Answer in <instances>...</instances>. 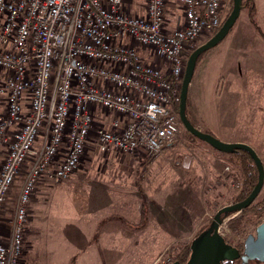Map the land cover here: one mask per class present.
Instances as JSON below:
<instances>
[{
  "label": "built area",
  "instance_id": "1",
  "mask_svg": "<svg viewBox=\"0 0 264 264\" xmlns=\"http://www.w3.org/2000/svg\"><path fill=\"white\" fill-rule=\"evenodd\" d=\"M221 12L222 0H145L138 14L126 0H0V264H23L32 196L87 145L144 156L174 142L185 55Z\"/></svg>",
  "mask_w": 264,
  "mask_h": 264
},
{
  "label": "rangeland",
  "instance_id": "2",
  "mask_svg": "<svg viewBox=\"0 0 264 264\" xmlns=\"http://www.w3.org/2000/svg\"><path fill=\"white\" fill-rule=\"evenodd\" d=\"M126 2L131 14H138L145 0ZM231 9L232 0H222L221 21ZM177 12L169 7L168 15ZM260 33L264 35V0H242L232 30L197 61L185 114L195 128L221 142L250 143L264 169V37ZM212 36L205 32L193 46ZM243 168L239 157L214 150L181 124L174 142L155 155L101 154L87 145L74 173L56 185H38L32 196L23 264L173 263L172 245L190 244L219 209L240 202L236 198L243 187ZM17 192L15 184L10 202ZM262 199L264 181L254 202ZM7 211L12 214L11 203ZM241 215L236 212L221 220V234L234 247L255 235L264 222V213L244 217L233 231L230 222ZM88 242L96 246L95 260L79 259L91 251Z\"/></svg>",
  "mask_w": 264,
  "mask_h": 264
},
{
  "label": "water",
  "instance_id": "3",
  "mask_svg": "<svg viewBox=\"0 0 264 264\" xmlns=\"http://www.w3.org/2000/svg\"><path fill=\"white\" fill-rule=\"evenodd\" d=\"M241 9L242 0H232L231 12L226 17L217 32L204 44L198 46L190 53L184 68V74L179 93L177 115L180 124L189 134L208 144L214 150L229 154L239 151L246 152L256 166L258 173L257 182L245 199L240 202L222 207L216 212L209 227L200 232L191 241L189 246L190 254L184 264H221L223 261L232 260L239 257L238 250L228 245L218 234V226L220 225L222 218L226 217L228 214L240 212L249 207L259 194L264 181L263 165L251 147L243 143L221 142L213 135L202 132L195 128L189 122L185 114L188 86L190 84L198 57L202 53L217 46L227 36L239 17ZM187 165L188 158H186L183 162L184 167H187ZM243 259L264 262V222L256 227L255 235H248L244 240L242 249V260ZM171 264L179 263L173 262Z\"/></svg>",
  "mask_w": 264,
  "mask_h": 264
},
{
  "label": "trees",
  "instance_id": "4",
  "mask_svg": "<svg viewBox=\"0 0 264 264\" xmlns=\"http://www.w3.org/2000/svg\"><path fill=\"white\" fill-rule=\"evenodd\" d=\"M223 22H224V20L221 22V25ZM220 26L214 32H212V35H214L217 32V30L220 28ZM261 36L264 37L263 34H261ZM202 55H203V53L198 57L197 61L199 60V58ZM178 103H179V98L172 105L173 111L175 113L178 112ZM205 133H208V132H205ZM208 134H210V133H208ZM233 155L239 157L241 163L244 166V168H243V173H244L243 187H242V190L240 191L239 195L236 198V201H242L243 199H245L249 195V193L254 188V186L257 182V174H256L257 169L255 170L256 166L254 165V162L252 161V159L250 158V156L246 152L239 151V152L233 153ZM240 213L242 214L241 215L242 218L235 219V220H232L230 222V228L233 231H237L240 228L241 221L243 220L244 217H246V218H248V217L258 218L264 213V199L260 200L259 202L252 203L249 207L240 211ZM231 214H233V213H231ZM231 214H228V215H231ZM189 246H190L189 243L181 244L177 248H175L172 245L170 247L171 251L175 253L173 261H175V262L177 261L179 263H184L187 260L189 253H190ZM237 248L239 250H242L243 244L237 246ZM258 264H260V263H258Z\"/></svg>",
  "mask_w": 264,
  "mask_h": 264
},
{
  "label": "crops",
  "instance_id": "5",
  "mask_svg": "<svg viewBox=\"0 0 264 264\" xmlns=\"http://www.w3.org/2000/svg\"><path fill=\"white\" fill-rule=\"evenodd\" d=\"M227 143H243V144H246V145H248L249 147H251L252 149H253V147H252V145L250 144V143H248L247 141H239V142H228L227 141ZM254 150V149H253ZM255 151V150H254ZM256 152V151H255ZM221 153V152H220ZM223 154H227V155H232V154H229V153H223ZM257 154V153H256ZM83 244H87V242L86 243H83ZM88 244L90 245V249H91V251H89V252H84V253H82V257H80L79 259H86V260H95L96 259V254H95V249H96V246L94 247V243L92 244V243H90V242H88ZM85 250H86V247H85ZM93 251V252H92Z\"/></svg>",
  "mask_w": 264,
  "mask_h": 264
},
{
  "label": "flooded vegetation",
  "instance_id": "6",
  "mask_svg": "<svg viewBox=\"0 0 264 264\" xmlns=\"http://www.w3.org/2000/svg\"><path fill=\"white\" fill-rule=\"evenodd\" d=\"M229 245V244H228ZM231 246V245H230ZM233 248H236L239 252V257L235 258V259H232V260H226V261H223L221 264H251V263H264V262H258V261H249V260H246V259H243L242 260V250H239L237 247H234V246H231ZM243 249V248H242ZM190 254V253H189ZM189 257V256H188ZM188 259V258H187ZM187 261V260H186ZM185 261V262H186ZM177 262V261H176ZM184 262V263H185ZM179 263V262H178ZM184 263H179V264H184ZM171 264V263H170Z\"/></svg>",
  "mask_w": 264,
  "mask_h": 264
}]
</instances>
